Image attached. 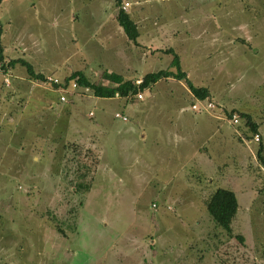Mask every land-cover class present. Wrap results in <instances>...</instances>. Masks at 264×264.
Instances as JSON below:
<instances>
[{"label":"rangeland","instance_id":"rangeland-1","mask_svg":"<svg viewBox=\"0 0 264 264\" xmlns=\"http://www.w3.org/2000/svg\"><path fill=\"white\" fill-rule=\"evenodd\" d=\"M119 8L137 46L114 0H2V54L45 78L80 70L95 82L107 70L140 82L169 67L172 49L214 108L184 80L130 100L68 91L61 103L19 65L0 74V264H264V0ZM230 111L249 114L257 134L247 139ZM218 188L236 197L233 236L205 209Z\"/></svg>","mask_w":264,"mask_h":264},{"label":"trees","instance_id":"trees-1","mask_svg":"<svg viewBox=\"0 0 264 264\" xmlns=\"http://www.w3.org/2000/svg\"><path fill=\"white\" fill-rule=\"evenodd\" d=\"M1 1L2 0H0V3ZM114 1L118 8L115 18L118 26L121 28L126 39L137 46L138 43L136 42V39L139 36V32L135 22L131 19L128 13L119 8L120 0ZM164 52L172 56L169 67L165 70H159L145 74L141 78L139 84L135 83L137 80L132 78L127 79L119 74L108 72L107 70L101 71L99 80L90 82L82 71L77 70L60 80V85L51 86L53 91L56 92L59 87L63 89L70 88L69 84L72 83L75 87L68 90L71 94H79V90L82 89L83 94L84 92L85 94L89 93L95 98H120L124 100H130L131 98H136L137 94H140L139 92L148 89L161 80L174 79L176 81L184 80L187 89L192 94L194 99L198 101H204L205 99H208L210 96L208 89L205 87H196L192 85V83L186 78V74L181 71L178 55L174 53L172 49H168ZM16 65H19L25 69L27 78L29 80L37 82L45 81V76L36 72L27 61L23 59L5 61L0 48V74L2 76L7 75L8 71L13 69ZM172 68L174 69V72L171 70ZM68 91H66L65 94H67ZM57 100H59V97H57ZM233 114L238 115V117H240L248 127L251 137L246 136V138H253V136L257 134L258 125L252 121L250 115L239 111H230V113L227 114L228 118H231ZM255 159L258 166L264 171V147L261 144H259L258 150L256 151ZM237 208L238 204L234 193L230 190L222 188H218L213 193H211L205 202V209L211 220L217 226L222 228L228 236H233L231 222L236 215ZM234 237L240 243L243 242V238L241 236L234 235Z\"/></svg>","mask_w":264,"mask_h":264},{"label":"built area","instance_id":"built-area-1","mask_svg":"<svg viewBox=\"0 0 264 264\" xmlns=\"http://www.w3.org/2000/svg\"><path fill=\"white\" fill-rule=\"evenodd\" d=\"M125 6H128V5L125 4ZM45 80L47 81V83H50L51 85H60V80H58V79H56V78L46 77ZM138 82H139V81H136V84H139ZM74 87H75L74 84H71V85H70V88H71V89H73ZM66 91H68V88H67V89H66V88L63 89V88L59 87V88L56 90V92H58V93L60 94V95H59V102H61V103L65 102V97H64L63 94L66 93ZM137 96H138V98L140 97L139 94H138ZM197 103H201L202 110H204V111H209V110H211L212 108H214V106H213L211 103H208V102H206V101H198ZM190 108H191V110L194 111V112H198V111H200V109L197 108L196 105H192ZM114 117H115V118H121L122 121H125V120H126L125 118L120 117L118 114H115ZM236 122H237V121H236V119L234 118L233 123H236ZM255 140L257 141L258 139L255 138Z\"/></svg>","mask_w":264,"mask_h":264}]
</instances>
